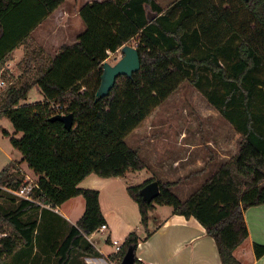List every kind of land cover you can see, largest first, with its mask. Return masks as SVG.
<instances>
[{"label": "trees", "instance_id": "1", "mask_svg": "<svg viewBox=\"0 0 264 264\" xmlns=\"http://www.w3.org/2000/svg\"><path fill=\"white\" fill-rule=\"evenodd\" d=\"M65 1L0 0V76L12 82L0 97V119L8 117L14 134L22 133L10 141L23 155L0 171V199L3 187L18 190L26 184L21 162L38 176L36 202L12 198L16 208L3 215L13 235L0 237V264L21 244L33 246L38 222L25 221L26 214L77 196L84 197L85 212L62 241L51 245V252L57 264H70L73 251L81 248L97 254L83 242L106 224L100 191L79 184L93 173L118 177L145 169L126 137L186 81L240 134L238 152L185 200L173 191L177 181L158 180L160 194L152 202L143 200L140 189L155 178L127 190L144 227L155 204L170 205L174 213L195 217L204 226L222 264H241L234 250L249 235L244 211L264 203V0H176L166 10L156 0L89 2L79 11L86 28L78 41L62 45L47 60L37 54L39 49H30L29 36ZM24 2L37 17L9 42L6 19ZM148 11L156 13L152 21ZM134 38L141 69L132 77L119 76L110 94L96 101L103 63ZM23 42L22 73L13 81L4 67ZM34 87L44 100L23 104ZM69 113L74 115L70 130L51 119ZM140 239L137 231L126 236L116 254L118 264L129 246L137 250ZM255 249L258 257L264 253V246Z\"/></svg>", "mask_w": 264, "mask_h": 264}, {"label": "crops", "instance_id": "2", "mask_svg": "<svg viewBox=\"0 0 264 264\" xmlns=\"http://www.w3.org/2000/svg\"><path fill=\"white\" fill-rule=\"evenodd\" d=\"M69 1L70 0H66L30 33L28 41L35 43V45L39 47V53L37 54L45 57L47 60L54 58L62 45L74 44L78 41V36L86 28L85 23L79 15L81 7L89 2L104 0H83V2L75 0V4L77 5L76 10H73L74 12L69 10ZM71 13L72 15L70 16L78 17L80 21V23L75 26L72 20L71 25L69 24V14ZM25 54L26 43L23 42L10 53L9 59L5 64L4 69L8 72V75L13 76L14 79H17L22 73L21 62ZM148 117L126 137V142L130 147L139 152L147 165L146 168H150L151 158L162 159L164 166L168 165L171 167L165 170V173L169 174V176L164 174L165 177L169 178H160L163 181H174V177H171V175L178 174L179 177L183 178V185H190V183L202 185L213 176L223 164L231 160L239 150L238 148L231 154V151L224 150L222 147L208 145L209 151H206V154H203L202 151L201 154L200 150L196 152L193 150L194 152L188 154V152L191 151L184 149V157L178 156L180 159L176 158L171 160L167 156L162 158L156 155L152 156L148 153L152 151L149 145L146 144L142 147L133 143L134 136L138 137L139 134H142L139 133L140 130H145L143 128V123L148 120ZM228 125L231 129V125L229 123ZM235 133L237 132L235 131ZM237 135L240 137L239 133H237ZM185 152L187 153L185 154ZM21 159L9 158L10 161L8 163L11 161H21ZM177 159L179 163H177ZM18 166L26 175L25 171L21 168V163ZM120 177L122 176L109 178L115 180ZM36 178H38V176H36ZM152 178H154V176H152ZM27 179H29L28 176ZM79 186L83 188L88 187L82 184V181ZM78 198L79 196L71 198L56 208L41 206L38 211H34L35 213L32 220H37L38 228L34 235L35 248L33 256H36L39 260V264H42L46 257L48 258V254L52 255L51 264L57 261V257L51 252V245L56 241H62L69 234L72 226L76 225L77 221L85 212V199L84 201H79L81 209H69V202H77L76 200H78ZM16 205L17 203L15 202L14 206ZM100 205L108 226L106 229V231L109 232L108 243L114 245V243H117L118 239H121L122 242L117 244L121 246L130 232H138L141 239L136 250V256L140 264H222L215 239L207 233L204 226L195 217H185L184 215L176 214L174 213L173 207L170 205L155 204V207L149 211V220L147 226L144 227L141 224V214L136 224L135 222L130 224L124 219L111 215L103 208L101 194ZM136 205L138 206L137 203ZM26 216H28V214H26L24 218H26ZM244 218L249 235L247 239L234 250V255L241 264H264V253L258 257L255 249L256 245L264 246V203L247 208L244 211ZM121 225L126 229V232L122 233L119 237L117 236V230ZM41 229L44 234H42L38 240ZM55 231L62 234V239L53 236ZM102 233L104 234L105 231ZM87 240L97 249L99 255L90 257L83 253L73 251V255L77 256V261L74 262L72 256L70 264H118L114 259L118 253L116 252V247L113 251H104L92 242L89 236ZM39 248L41 251H39ZM22 257L23 261H20V264H24L28 258V256ZM30 263L31 262H29V264ZM45 263L47 262L45 261Z\"/></svg>", "mask_w": 264, "mask_h": 264}, {"label": "rangeland", "instance_id": "3", "mask_svg": "<svg viewBox=\"0 0 264 264\" xmlns=\"http://www.w3.org/2000/svg\"><path fill=\"white\" fill-rule=\"evenodd\" d=\"M80 1L83 2V0ZM156 1L164 8V10H166L176 0ZM74 4L75 0L69 1V10L72 12H74L73 10H76L77 4ZM25 14L28 15V18L23 20L21 16H26ZM70 15H72V13L69 14L70 25L71 20L74 22V26L80 23L78 17ZM36 17L37 14L30 9L26 2L21 4L16 11L10 14L6 19L7 26L11 30V33L9 34V42L12 41V38H17L19 35H22L27 26L31 25ZM129 44L136 47L137 39H132ZM29 46L31 50L36 48L39 49V47L31 41L29 42ZM121 56L122 52L120 49L114 53H110L106 61L114 64L121 58ZM94 77V75L90 76L85 81L89 82L93 80ZM11 80L14 81V78H11ZM83 89H85V87H83ZM43 100V95L36 87H34L30 91L27 99L22 101V103L32 104ZM143 128L145 130H140L139 132L142 134H139L138 137L134 136L133 143L142 147L146 144L149 145L152 151H149L148 153L152 156L156 155L160 158L166 156L171 160L178 158V156L183 158L184 149L191 151L188 152V154L194 152L193 150H195V152L200 150V153L202 151L203 154H206V151H209L208 145L222 147L224 150L231 151V154L239 148L240 137L237 133H235L232 126L230 129L228 122L220 115L217 109L211 106L205 97L187 81L181 84L179 89L174 94H172L165 102L152 112V114L148 117V120L143 123ZM5 131H8L9 135H7ZM15 131L16 130L10 119L3 116L0 119V171L10 161L9 158L21 159L23 157L22 152L13 147L10 141V138L13 135L17 138L21 137L22 133L19 132L14 134ZM186 153L187 152H185V154ZM178 159L177 163H179ZM21 165V168L25 171L29 178L27 179L26 176V183L36 184V174L29 167L28 163L24 161L21 162ZM149 167L150 168L129 172L127 175L116 178L115 180H111L113 178L103 177L93 173L85 177L82 184L88 186L85 188L100 191L103 208L111 215L124 219L130 224H133L134 222L136 224L139 220L140 212L138 206L129 195L127 188L129 186L143 184L145 180L152 178V176H154L156 180H161L160 178H169L164 175L166 174L165 170L169 166H164L162 159L151 158ZM11 171L13 172L14 170ZM166 175L169 176V174ZM171 177H174V181L178 182V184L173 188V191L181 199H187L199 186H201V184L196 185V183L183 185V178L179 177L178 174L171 175ZM12 198H15L17 202L21 200V197H18L3 188V196L0 199V237L5 236L6 234L13 235L12 226L3 217L4 214L16 208V206H14L15 202ZM76 201L77 202H69V209H81L79 201H84V197L79 196ZM34 213L35 212L29 213L28 216L24 218L25 221H31ZM124 232H126V229L121 225L117 230V236L120 237ZM42 234L44 233L41 229L38 240ZM53 236L62 239V234L58 231H55ZM87 237L88 236H86L83 242V247L92 245L87 240ZM89 238L104 251H113L115 250L116 245L119 244V242H122L121 239H118L117 243H114V245L108 243V231H105L104 234L101 231H96L90 235ZM34 248L35 244H33L32 247H26L21 244L16 252L13 255L4 258L1 264H20V261H23L22 256H28L27 261L24 262V264H29V262H31L30 264H39V260L36 256H33ZM82 249L84 248L75 250L74 252L83 253L84 255L90 257L99 255L98 251L97 254H86ZM39 251H41L40 248ZM47 256L48 258L46 257L42 264H51L50 261L52 255L48 254ZM114 259L116 263H118V258L115 257ZM45 261L47 263H45ZM73 261H77L76 255H73ZM54 264H57V261Z\"/></svg>", "mask_w": 264, "mask_h": 264}, {"label": "water", "instance_id": "4", "mask_svg": "<svg viewBox=\"0 0 264 264\" xmlns=\"http://www.w3.org/2000/svg\"><path fill=\"white\" fill-rule=\"evenodd\" d=\"M156 17V13L148 11V18L152 21ZM122 56L114 64L108 61L103 63V72L101 74V82L96 92V101L108 96L110 91L116 84L117 78L121 75L132 77L135 72L141 69V60L137 47L127 43L121 48ZM52 120H60L67 129H71L74 125V115L56 114ZM160 194V185L158 180H153L140 189V195L144 201L152 202ZM136 250L134 246H129L119 264H137Z\"/></svg>", "mask_w": 264, "mask_h": 264}, {"label": "built area", "instance_id": "5", "mask_svg": "<svg viewBox=\"0 0 264 264\" xmlns=\"http://www.w3.org/2000/svg\"><path fill=\"white\" fill-rule=\"evenodd\" d=\"M11 83H12L11 81H8L4 77L0 76V97H1V94L4 91V89L7 86H9ZM3 188L6 189L7 191L13 193L14 195L21 197V199L36 202V200L33 197V191L36 188V184L26 183L24 186H22L18 190L9 189L6 187H3ZM41 205L51 207L49 205H44V204H41ZM107 228H108L107 224H103L97 231L104 232V231H106ZM119 250H120V246L117 245L116 246V252H118Z\"/></svg>", "mask_w": 264, "mask_h": 264}]
</instances>
